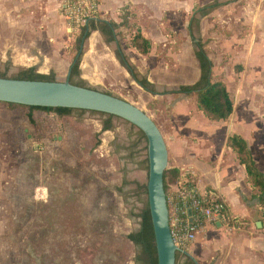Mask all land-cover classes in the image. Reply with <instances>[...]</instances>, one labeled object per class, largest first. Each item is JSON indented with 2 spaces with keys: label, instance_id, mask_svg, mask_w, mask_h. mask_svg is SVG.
<instances>
[{
  "label": "rangeland",
  "instance_id": "obj_1",
  "mask_svg": "<svg viewBox=\"0 0 264 264\" xmlns=\"http://www.w3.org/2000/svg\"><path fill=\"white\" fill-rule=\"evenodd\" d=\"M218 1L222 7L231 0ZM67 35L64 54L49 63L57 80L67 79L80 55L83 66L88 62L87 84L136 103L168 133L166 124L179 96L146 94L122 69L112 67L107 59L115 42L106 44L91 32L79 48L78 32ZM5 66L0 64V73ZM23 68L11 65L7 73L12 76ZM192 68L148 75L161 92L178 86L172 77L182 82L194 76ZM37 71L51 72L40 67ZM196 101L193 110L199 112ZM28 114V108L0 103V264H141L136 260L140 247L129 238L140 228L138 214L147 200L133 183L148 180L140 130L113 117V128L102 131L109 116L99 112L76 109L58 117L35 110V124ZM124 180L132 182L125 185ZM211 197L223 202L219 195L205 196ZM231 227L224 223L223 239L230 236Z\"/></svg>",
  "mask_w": 264,
  "mask_h": 264
},
{
  "label": "crops",
  "instance_id": "obj_2",
  "mask_svg": "<svg viewBox=\"0 0 264 264\" xmlns=\"http://www.w3.org/2000/svg\"><path fill=\"white\" fill-rule=\"evenodd\" d=\"M64 1L0 0V64L9 62L15 67H40L56 73L49 63L58 53L64 54L68 46L66 34L70 35L63 14ZM214 1L100 0L97 16L80 30L91 25L90 33L100 34L110 44L92 25L100 21L116 24V48L107 60L127 73L143 91L116 58L120 44L137 70L147 75L157 89L148 73L195 68V75L182 78V82L172 77L178 88L200 78L193 41L202 39L213 62V77L226 83L234 112L228 120L217 122L201 110H193L195 95H180L166 124L168 133L161 127L168 138L169 167L179 172L182 167H191L198 187L219 195L229 215L246 223L234 221L225 239V221L208 224L189 252L199 264H264V225L258 191L247 182L244 167L227 145L230 134L241 135L249 144L257 168L264 173V4L259 0H231L202 18L200 29L193 32L196 39H192L189 26L194 9ZM139 31L153 42L146 55L129 45ZM103 60L106 59L98 65ZM87 68L88 62L84 66L80 63L81 78L90 82Z\"/></svg>",
  "mask_w": 264,
  "mask_h": 264
},
{
  "label": "trees",
  "instance_id": "obj_3",
  "mask_svg": "<svg viewBox=\"0 0 264 264\" xmlns=\"http://www.w3.org/2000/svg\"><path fill=\"white\" fill-rule=\"evenodd\" d=\"M222 3L218 0H215L212 3L206 4L200 8L194 9V15L190 21V34L192 39H196L193 32L195 29H200L201 19L211 13L213 10L220 7ZM91 27V25H90ZM83 27L77 35V44L79 48H82L84 41L90 35V28ZM92 28L98 29L106 38L107 43H111L116 41L117 34L115 29L117 25L113 22L108 21H100L97 24L92 25ZM72 34V33H70ZM195 47V55L198 59L199 69H200V78L197 82L193 84H184L180 85L178 88L173 89H164L163 91L159 92L156 84L149 81L147 75L141 74L136 66L131 62L130 57L125 53L121 44L116 50V58L120 62V64L127 69L131 77L147 92L157 95H196L197 98V105L199 109L206 114L210 119L221 122L228 120L234 112V101L230 95V92L227 89V85L224 81H213V62L209 58L206 50H205V43L202 41L201 38H198L197 41H193ZM130 47L136 49L140 54L146 55L150 53L152 49L153 42L150 38L146 37L140 32H137L133 35L129 42ZM81 56L76 58L71 66V74H70V82L83 86L89 87L93 89H98L97 87H91L87 84V81L81 78ZM11 66V63L7 62L5 66L4 72L0 73V77L4 78H15V79H30V80H43V81H55L57 80L56 73L51 71L49 74H41L37 71V67H29L21 69L17 74L12 76L8 75V70ZM107 92V91H104ZM113 94L111 92H107ZM118 96V95H116ZM121 97V96H119ZM123 98V97H122ZM5 103V102H4ZM8 106L11 107H21V108H28L29 114L28 118L32 124H35L36 121L33 118V111L40 110L47 113H55L58 117H63L66 114L72 113L76 109L72 108H65V107H37V106H25L15 103H6ZM81 110V109H78ZM82 112H86L88 110H81ZM96 112V111H92ZM100 113V112H99ZM105 114V113H102ZM109 117L105 121L102 131L111 130L113 128V117L114 115L105 114ZM140 130V129H139ZM142 139L145 140V150L148 149V140L146 135L142 130ZM227 145L230 147L235 155L238 162L244 167L246 173V180L247 182L258 191L257 195L259 196V202L261 207V219L264 225V173L261 172L257 166L256 161L252 155L248 142L239 134L232 133L229 135L227 140ZM148 155L146 157L147 167L149 169L148 163ZM180 178L179 171L169 167L165 170L164 173V183H165V190L166 193L169 191V186L176 184ZM132 181L124 180V184H129ZM137 185V188L142 190L147 195V200L145 202V206L141 209L140 213L138 214L139 218L141 219L140 228L132 233L129 234V238L131 241L140 247V253L137 255V262L141 264H158V253L155 241V233L153 222L150 214V208L148 203V189L147 183L141 184L137 181H134ZM219 199V198H217ZM221 202V200L219 201ZM223 203V202H222ZM224 204V203H223ZM222 215L225 218V222H228L230 225L234 223V221H238L241 223H246V220L241 219L239 217L231 218L228 213L227 207L224 204L222 209ZM181 264H197L196 261L188 256L187 254L177 253V264L179 261Z\"/></svg>",
  "mask_w": 264,
  "mask_h": 264
},
{
  "label": "water",
  "instance_id": "obj_4",
  "mask_svg": "<svg viewBox=\"0 0 264 264\" xmlns=\"http://www.w3.org/2000/svg\"><path fill=\"white\" fill-rule=\"evenodd\" d=\"M71 68L69 70V75ZM0 102L37 107H65L96 111L123 118L142 130L148 140V203L153 222L158 264H177L181 252L171 235L164 173L169 150L157 123L145 109L125 98L66 80L43 81L0 77ZM221 223V222H220ZM262 226V222H258ZM197 264L190 252H186Z\"/></svg>",
  "mask_w": 264,
  "mask_h": 264
},
{
  "label": "built area",
  "instance_id": "obj_5",
  "mask_svg": "<svg viewBox=\"0 0 264 264\" xmlns=\"http://www.w3.org/2000/svg\"><path fill=\"white\" fill-rule=\"evenodd\" d=\"M100 0H65L63 14L70 33L80 28L98 14ZM195 171L191 167L180 169V178L169 186L167 204L171 235L180 253L186 254L196 242L199 234L211 223L224 221V204L209 200L206 190H201L194 182Z\"/></svg>",
  "mask_w": 264,
  "mask_h": 264
}]
</instances>
